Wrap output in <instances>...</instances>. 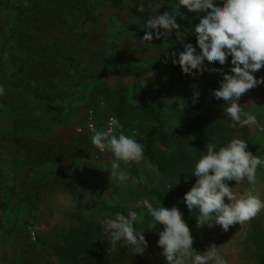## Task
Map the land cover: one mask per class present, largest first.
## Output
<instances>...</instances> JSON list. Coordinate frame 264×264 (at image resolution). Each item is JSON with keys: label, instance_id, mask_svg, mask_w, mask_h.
Listing matches in <instances>:
<instances>
[{"label": "rangeland", "instance_id": "1", "mask_svg": "<svg viewBox=\"0 0 264 264\" xmlns=\"http://www.w3.org/2000/svg\"><path fill=\"white\" fill-rule=\"evenodd\" d=\"M12 1L21 5L28 17L29 26L18 29L23 35L21 46L30 55L27 68L38 79L57 80L60 93L71 102L64 114L65 123L57 125L52 135L45 133L34 138L42 147L50 144L54 154L58 151L64 154L62 158L45 161L42 170L55 169L58 173L67 174V178L79 180L80 184L74 195L60 188H48L39 192V197L33 198L31 204H27L24 196L37 193L34 183L42 173H36L34 181L30 183V180L25 182L24 178V187H16V192H19L16 199L19 203H12V222L3 223L0 220V255L8 258L15 252L17 260L22 258L26 264H46L50 260V264H57L53 248L42 242L57 244L65 234L80 227L79 221L69 217L67 212L81 209L89 213L95 210L97 187L102 190L105 199L102 213L118 207L122 211H116L110 218L104 219L97 215L100 246L106 250L109 259L84 255L78 264H167L162 255L163 249L158 246L159 232L164 228L162 224L158 223L153 232L143 231L148 242L143 254L136 253L131 245L122 246L123 241L118 242L115 247L109 242L112 231L109 225L118 223L119 216H136V208H148L149 204L152 206L148 199L133 201L130 197V192L139 186L137 176L155 182L159 181V176L156 168L144 156L141 162H131L126 167L121 162V169L129 172L135 183L132 179L121 182L110 178L109 170L114 157L108 151L96 157V147L91 141L93 133L85 126V116L90 110L94 112L97 130H104L109 117L121 123L125 120H138L141 115L147 114L154 115L156 120L167 117L173 121L174 114L182 108L180 105H185L193 97L194 91L219 88L222 74L217 72L220 77L216 79L198 75L185 80L177 78V89L171 100L152 101L145 108L137 107L142 90L151 87L167 73L166 62L172 57L171 53L178 56L184 51V43H191L197 47V53L200 52L193 33L182 25L179 31L184 37L183 41L177 40L175 31L172 36L154 38L152 41L143 40L148 31L147 21L171 9L174 0H126V5L121 8L110 6L106 0H27V7L25 0ZM84 2L93 4L92 18L87 16ZM214 2L222 6L223 0ZM7 16L6 10L0 7V53L7 36ZM110 68L148 71L140 78L108 76L97 80L83 79L92 72ZM220 68L230 73L231 64ZM253 74L257 78L264 77V67ZM0 86L4 88V94L0 95L1 104L11 90L1 82ZM216 101L219 104L213 114L216 132L210 143L224 145L233 138L247 137L259 149L257 156L264 160V133L259 132L255 126L230 127L232 120L224 111L229 105L222 99ZM238 103L246 113L256 115L264 126V84L251 89ZM122 108L126 114L123 120L118 115V110ZM30 111L42 120L48 117L47 110L42 106ZM13 124L11 118L0 109V131L12 130ZM79 126L84 128L83 132L77 130ZM35 128L36 123H31L29 129L33 131ZM256 175L255 185L247 181L241 184L228 181V184L237 195L252 190L264 200V165L258 167ZM9 183L0 175V202L15 194ZM225 202H228L227 198ZM196 212L190 217L191 220H196L199 214L198 210ZM11 225L15 229L12 235H8L5 228ZM189 228L194 239L192 256L202 254L214 245L227 260V264H264V211L251 222L236 224L227 232L215 224L212 227L198 228L195 223L189 225ZM186 264H191L190 258L186 260Z\"/></svg>", "mask_w": 264, "mask_h": 264}, {"label": "trees", "instance_id": "2", "mask_svg": "<svg viewBox=\"0 0 264 264\" xmlns=\"http://www.w3.org/2000/svg\"><path fill=\"white\" fill-rule=\"evenodd\" d=\"M43 1V0H42ZM110 6L121 8L126 5V0H106ZM85 12L92 18L94 6L90 2L83 3ZM0 7L6 10L8 16L7 36L0 53V82L10 88L11 92L1 101L0 109L11 118L12 130L0 131V175H3L15 194L9 199L0 202V220L12 222L10 220L12 203H19V192L16 187L25 182L34 181L35 174L41 171L40 177L34 183L37 186V193L24 196L27 204H31L33 198L39 197V192L51 188H60L63 191L74 195L79 180L67 178V174L58 173L55 169L43 171L44 162L62 158L64 154L58 151L56 154L51 150L50 144L42 147L34 138L38 135H52L57 125L65 123L64 114L68 110L70 100L60 93L59 84L54 79H38L33 71L27 68L30 55L22 48L23 35L19 28L29 26L26 10L17 2L12 0H0ZM178 7V0H174L172 8ZM180 16L177 23L188 28L196 41L194 27L199 23V19L204 13L189 12L186 8L180 7ZM28 24V25H27ZM178 60V56L171 57L166 64L168 70L151 87L142 90L139 95L137 107L145 108L147 103L158 100L167 102L171 100L177 89V78L187 79L192 75L183 73L179 64H173L172 59ZM208 68H220L231 64V56L225 65L218 62L209 64L205 60ZM148 69L138 70L134 68L102 69L92 72L83 79H103L108 76L134 78L142 77ZM210 79H216L219 74L205 71L203 75ZM195 104L192 98L185 103L186 107L181 108L172 121L165 117L156 120L155 116L147 114L135 120L121 121L123 131L129 137L144 145L143 155L156 168L159 181L143 179L137 176L139 186L130 192L133 201L148 199L152 202V207L165 206L171 208L176 206L182 212V218L189 225L196 223L190 217L195 215L196 209L189 210L184 202V195L194 185L197 177L192 174L199 157L205 154L207 144L215 136V124L213 114L217 111L219 104L213 96L212 91L203 90L199 92ZM42 106L47 110L48 117L44 120L30 111ZM119 117L123 120L125 110H118ZM42 121L44 124H42ZM31 123H36V128L29 129ZM117 134H118V130ZM132 132V133H131ZM36 139V138H35ZM248 143V150L254 155H258L259 149L247 137H243ZM8 168V169H7ZM13 175L14 177H12ZM172 187V188H171ZM10 188V189H11ZM171 188V189H170ZM95 210L86 213L84 210H69L67 215L77 219L80 227L65 234L57 244L44 241L42 244L53 248L54 258L57 264H78L84 255H90L99 259H109L105 249L100 246V236L98 234V217L102 219L110 218L116 211H122L121 207L112 209L110 212L102 213L105 206V199L102 190L96 187ZM18 206L16 205V208ZM15 209V208H14ZM97 217V218H96ZM129 216L127 215L126 218ZM3 222V223H4ZM155 223L148 213L147 207L136 208V216L133 226L136 231L153 232L149 230V225ZM13 225L5 228V233L12 235ZM103 242V240H102ZM50 260L46 264H50Z\"/></svg>", "mask_w": 264, "mask_h": 264}, {"label": "clouds", "instance_id": "3", "mask_svg": "<svg viewBox=\"0 0 264 264\" xmlns=\"http://www.w3.org/2000/svg\"><path fill=\"white\" fill-rule=\"evenodd\" d=\"M25 6H28L27 0ZM181 6L189 12L204 13L194 27L200 52L197 53V47L191 43H184V51L178 54V60L173 58L172 63H178L183 73L192 76L203 75L205 71L221 73L223 79L220 87L212 90V94L229 105L224 111L232 120L230 127L255 126L259 132L264 133V126L257 116L246 113L238 103L251 89L264 84V77L257 78L253 74L264 67V0H223L222 6H218L214 0H178L177 8L147 21L148 31L143 40L172 36L175 31L177 40L183 41L184 37L179 31L181 25L176 22L181 15ZM176 55L171 53L172 57ZM229 56L230 73L223 68H208L204 63L206 60L209 64L218 62L225 65ZM3 94L4 88L0 86V95ZM199 95L198 91H194L193 104ZM180 107L185 108L186 105ZM90 130L93 133L92 144L101 153L108 151L114 157L109 170L110 178L121 182L132 179L135 183L130 173L121 169V162L125 167L131 162H141L144 159V145L126 135L123 126L115 118L109 121L106 130H97L91 125ZM206 148V154L199 157L192 172L197 179L183 198L190 211L198 210L197 227H212L215 224L227 232L236 224L251 222L264 211V200L252 190L237 195L228 181H235L236 184L247 181L255 185L257 169L264 165V160L249 151L248 143L240 138H233L224 145L209 143ZM148 213L155 221L149 225V230H154L158 223L164 226L159 232L158 246L163 249L162 255L167 264H186L189 258L191 264H227V260L214 245L202 254L192 256L194 239L178 207H152L149 204ZM134 220V215L128 218L121 215L118 223H111L109 242L115 247L123 241L122 246L131 245L136 253L143 254L148 242L143 231L138 232L134 228Z\"/></svg>", "mask_w": 264, "mask_h": 264}, {"label": "built area", "instance_id": "4", "mask_svg": "<svg viewBox=\"0 0 264 264\" xmlns=\"http://www.w3.org/2000/svg\"><path fill=\"white\" fill-rule=\"evenodd\" d=\"M111 119H113V117H109L107 119L105 126H104V130H106V128L108 127V123ZM85 120H86V125H85L86 128L90 129V125L95 126L94 112L92 110L88 111V113L86 114ZM83 129L84 128L82 126L77 127V130L80 132H83ZM100 154H102V153L96 148V157H98Z\"/></svg>", "mask_w": 264, "mask_h": 264}, {"label": "crops", "instance_id": "5", "mask_svg": "<svg viewBox=\"0 0 264 264\" xmlns=\"http://www.w3.org/2000/svg\"><path fill=\"white\" fill-rule=\"evenodd\" d=\"M110 69H113V68H110ZM10 252H11V249H10ZM17 257H18V255L15 252H14V254H11L8 258H6V256H4V255H0V264H24V263L26 264V262L23 261L22 258H21V260L18 261Z\"/></svg>", "mask_w": 264, "mask_h": 264}]
</instances>
